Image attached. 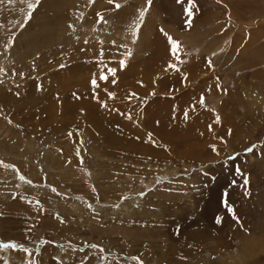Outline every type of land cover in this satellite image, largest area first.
Segmentation results:
<instances>
[{"label": "rangeland", "instance_id": "obj_1", "mask_svg": "<svg viewBox=\"0 0 264 264\" xmlns=\"http://www.w3.org/2000/svg\"><path fill=\"white\" fill-rule=\"evenodd\" d=\"M0 69V264H264V0H0Z\"/></svg>", "mask_w": 264, "mask_h": 264}, {"label": "snow or ice", "instance_id": "obj_2", "mask_svg": "<svg viewBox=\"0 0 264 264\" xmlns=\"http://www.w3.org/2000/svg\"><path fill=\"white\" fill-rule=\"evenodd\" d=\"M8 2L11 3V2H13V0H8ZM89 2L92 3V2H94V0H89ZM178 2L188 3L190 5L191 2H192V0H178ZM37 3H38V0H37ZM108 3L109 4H113L114 3V0H108ZM151 3H152V0H147V4L149 6L151 5ZM121 6L122 5L120 3H115V8L116 9L121 8ZM34 7H35V4L28 3V8L29 9H32ZM184 10H185V12H187V14L189 16L191 15L190 8H185ZM147 11H148L147 8H142V9L139 10V20L140 21H143L145 12H147ZM30 15H31V13H29V15L25 17V19L30 18ZM97 16L99 17V20L100 21H103V17L100 16L99 13H97ZM136 27L139 28V24H137ZM160 31L167 37L169 43L171 44V51H172L173 55H175L177 53V50H178V47H179L178 42L176 40H174L171 36H169L166 32H164L163 29H161ZM127 55L128 56H131V52L129 51L127 53ZM125 66H126V61L125 60H121L120 61V67L121 68H124ZM169 68H173L174 69V68H176V65L169 64ZM0 71H3V69H0ZM108 72L114 74L116 72V69L110 68V69H108ZM100 79L101 80L107 79V75L104 74V73H101ZM91 83H92L93 86H96V79L93 78V80L91 81ZM217 87L219 88V85H217ZM108 95H109V97L114 96V94H112V93H109ZM134 95H136V94L135 93H131L128 98L131 99V97L134 96ZM200 103H201V105H204V103H205V98H204L203 94H201ZM101 106L103 107L104 105L102 104ZM185 115L187 117V113ZM216 119H217V122H218L219 121V117L217 116ZM209 127L211 128V126H209ZM254 148H255V145H252V147L247 148L246 151L252 152ZM212 150L213 151H216L215 146H212ZM11 167H14V166H11ZM20 179L23 180L25 178L23 176H21ZM29 183H31V181H29ZM245 184H247V179H245ZM53 191H55V189H53ZM225 205L227 206V202L226 201H225ZM228 211L229 212L232 211L231 207H228ZM216 222L217 223H220L221 222V218L219 216L217 217ZM17 247H20V245L16 244L15 242L0 243V248H10L11 249V248H17ZM92 247H97V246L96 245H92ZM25 251H27V249H25Z\"/></svg>", "mask_w": 264, "mask_h": 264}]
</instances>
